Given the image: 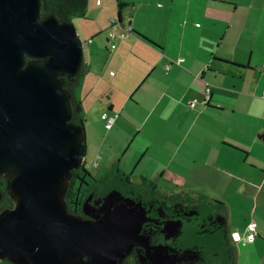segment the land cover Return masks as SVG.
Instances as JSON below:
<instances>
[{"label": "crops", "instance_id": "obj_1", "mask_svg": "<svg viewBox=\"0 0 264 264\" xmlns=\"http://www.w3.org/2000/svg\"><path fill=\"white\" fill-rule=\"evenodd\" d=\"M90 1L85 16L71 20L91 43L79 90L84 160L90 143L94 167L115 162L130 179L143 175L161 190L166 183L168 193L221 201L239 236L235 264H264V4L163 0L151 12L133 0L123 8L130 17L122 9L121 21H108L99 19L101 1ZM114 22L131 31L109 37L120 32ZM102 30L106 53L94 40ZM206 83L210 97L200 104ZM103 112L113 117L108 129Z\"/></svg>", "mask_w": 264, "mask_h": 264}, {"label": "water", "instance_id": "obj_2", "mask_svg": "<svg viewBox=\"0 0 264 264\" xmlns=\"http://www.w3.org/2000/svg\"><path fill=\"white\" fill-rule=\"evenodd\" d=\"M84 56L73 22L41 16V0H0V176L13 206L0 213V255L23 264H118L147 245V219L134 200L105 195L94 218L70 214L63 191L85 158L83 127L69 121L60 75ZM11 173H7V171ZM174 230L179 221H171ZM168 232L167 234H170Z\"/></svg>", "mask_w": 264, "mask_h": 264}, {"label": "trees", "instance_id": "obj_3", "mask_svg": "<svg viewBox=\"0 0 264 264\" xmlns=\"http://www.w3.org/2000/svg\"><path fill=\"white\" fill-rule=\"evenodd\" d=\"M117 7V20L121 21V10L128 4L129 0H115ZM88 0H41V16L45 17L55 14L60 20H72L73 17H84L87 11ZM87 72V67L82 64L80 69L75 74H61L60 78L64 88L66 89L70 104L71 116L69 121L82 126L84 122V113L79 97V90L83 78ZM8 176L3 174L0 176V213L7 208L13 206V196L8 192L7 187ZM103 184L102 188L98 186ZM111 191H116L122 198H128L136 201L142 200L146 203L158 200L165 203H172L180 198V194L168 193L155 184V182L143 175L137 180H131L127 174L112 162L95 172H91L85 166V160L82 164L72 168L69 172L68 180L63 191V200L66 210L72 215H79L87 218L84 215L83 205L85 199L90 193L94 196H103ZM187 202H195V213L198 219H207L215 213L216 210L223 209L224 204L219 200H210L204 194H198L197 197L185 196ZM149 212H147V215ZM151 213V212H150ZM153 214H156L152 210ZM181 220V226L178 233L180 246L191 248H177L180 251H190L191 253H199L201 259H197L193 264H235L236 262V246L231 237V232L224 220L221 221L220 227L208 232L201 231L198 224H191L188 220L177 216ZM232 239V241H231ZM183 249V250H182ZM133 253L131 249L121 261V264H136L135 260H130L129 257ZM0 261L8 264H23L16 263L7 257H2ZM175 264V263H174Z\"/></svg>", "mask_w": 264, "mask_h": 264}, {"label": "rangeland", "instance_id": "obj_4", "mask_svg": "<svg viewBox=\"0 0 264 264\" xmlns=\"http://www.w3.org/2000/svg\"><path fill=\"white\" fill-rule=\"evenodd\" d=\"M101 1V3L97 6L94 1H90V3H92V6H97L96 9L99 8V10H103L104 13L102 14V16L99 17V19L103 20L104 16L105 18L111 19V20H116L117 18V7H116V1L115 0H99ZM129 1H133V0H129ZM135 1H142L140 2L141 7L140 10L144 9V8H148L151 12L154 11V7H155V3L156 1H160L163 2V0H135ZM180 1V0H179ZM227 1H231L236 3L238 6H247L249 4V0H227ZM255 1V3L257 4H264V0H253ZM201 2V3H200ZM210 0H193V5L197 6V5H209ZM252 2V0H251ZM250 2V3H251ZM219 4H223V6H225V4H227L226 2H221ZM228 5H226L227 7ZM94 8V7H93ZM127 10V11H126ZM131 9L128 7L123 9L124 12V17H130L129 15L131 14ZM122 12V10H121ZM128 13L125 14V13ZM107 13H110V16H107ZM139 14V13H138ZM140 17V15H136V18ZM107 19L105 20V22L107 21ZM74 20H77L76 17ZM74 24V23H73ZM75 26V25H74ZM113 27V26H111ZM111 29V28H110ZM105 30H102L99 34H97V36H95L94 40H98L99 43H101V47H99L98 49L100 51H103L106 53V47L109 46V41H106L107 38V34H105ZM105 34V35H104ZM81 35V34H80ZM81 39L83 40V47H84V51L87 54V52H89V48H90V42H87V38L86 36H84L83 34L81 35ZM101 60V58L99 59V61ZM102 63V61H101ZM115 95V93H113V96ZM105 98V97H103ZM99 111V110H98ZM101 111V110H100ZM99 112L97 114V116L99 117ZM102 137H103V133L102 131H100ZM106 136V134L104 135ZM96 145H90V143H88L87 145V149H86V160H85V166L93 173L96 170L100 169L102 167V159L98 160V167H94L92 166L93 163V159L95 156V153L97 152L96 150ZM97 160V158H95ZM7 173H11V171H7ZM138 176V175H136ZM134 176H131V180H134L133 178ZM136 180V179H135ZM160 184V183H158ZM103 184H99L98 186L100 187L99 189H103L102 188ZM160 185H162V189L165 191L166 189H169V185H167L166 183H161ZM163 190L160 189L161 192H163ZM177 194H180V198L174 200L172 203H165L164 201H156L155 203L153 201H150L148 203H145L142 200H136L134 202L140 204V209L143 210L144 212H149L154 210V211H159L160 214V218L162 219H166L168 217H170L171 215H176L179 217H185V215H189L191 213L195 212V202H187L185 200V196H192V197H197V194L195 193H191V192H175ZM166 194H168V192H166ZM105 197V195H101V196H94L93 193H90L89 196L85 199L84 205H83V210H84V215L85 217H89V218H94L96 215V210L98 209V207L100 206L103 198ZM224 210L220 209L216 210L215 213H213L210 217H209V222L211 224H214L215 222L219 221V220H224ZM164 220H162L164 222ZM160 225H158V222H153L150 219H146L140 227V231H142V234L145 235L146 237L149 238V236L151 235V233L153 232V230H157L159 228ZM232 241V239H231ZM232 243L235 245V241H232ZM190 255V254H189ZM2 258V256L0 255V259ZM130 260H135L136 264H170V263H174V262H178L180 264H193L194 261H196L197 257L194 258V255H190L187 256V254H184L183 252H171L168 253L167 255H165V258L162 259H154V258H150L148 256V253H144L142 248L136 246L133 248V253H131V256L129 257ZM122 261V260H121ZM121 261L119 260L118 264H121ZM88 262V258L85 255H80L68 262H66L65 264H87Z\"/></svg>", "mask_w": 264, "mask_h": 264}, {"label": "flooded vegetation", "instance_id": "obj_5", "mask_svg": "<svg viewBox=\"0 0 264 264\" xmlns=\"http://www.w3.org/2000/svg\"><path fill=\"white\" fill-rule=\"evenodd\" d=\"M155 212H156V214H153L152 211L149 210V213H148L149 215H147V212H144V213L147 217V220L150 219L153 222H158V225H160L159 228L157 230H153V232L151 233L149 238L147 237V240H148L147 245L134 244L132 249L134 247L138 246V247L142 248L144 253L147 252L148 256L150 258H154V259L165 258V255H167L168 253H171V252L172 253L173 252H183L184 254H187V256H190V255L193 256L194 255V258L197 257V259H199V258L201 259L202 257L198 252L197 253H191L190 251H187V250L186 251H180L177 249V248L194 247L193 245L188 246V247L180 246L178 233H179L180 226H181V220H179L176 215H174V216L171 215L170 217H168L164 220V219L160 218L161 216L159 214V211H155ZM97 215H98V212L96 211V216ZM209 217L210 216H208L207 219H204V218L198 219L197 214L194 212V213H191L189 215H185V217H181V218L188 220L190 225L194 224V223L198 224L201 228V231L208 232L210 230L219 228L221 221H222V220H219V221L215 222L214 224H211L209 222ZM162 220H164V222ZM175 220L179 221V225L174 230H171V226H172L171 221H175ZM168 232H171V233L167 234ZM140 233L142 234V231H140ZM231 237H232V232H231ZM174 263L180 264L178 262H174ZM174 263H170V264H174Z\"/></svg>", "mask_w": 264, "mask_h": 264}, {"label": "built area", "instance_id": "obj_6", "mask_svg": "<svg viewBox=\"0 0 264 264\" xmlns=\"http://www.w3.org/2000/svg\"><path fill=\"white\" fill-rule=\"evenodd\" d=\"M97 2H99V0H97ZM115 25L120 29V32H118L117 34H115L114 32H112L111 30L108 32V36L109 37H114L116 35L120 36V37H124L127 33H129L131 31V26L128 24V25H124V26H121L120 23L118 22H114ZM88 41H90V39H88ZM210 97V87L208 85V83L205 84V87H204V98L202 100H200V104H206L208 99ZM197 103V100L196 99H192V100H189L188 101V105L190 107H194ZM101 118L104 120V127L106 129H108L111 124H112V120H113V117L112 116H108L105 112H103L101 114ZM255 222L254 221H250L248 222L247 226H246V231H247V239L249 240H252L254 235H255ZM232 239L235 241V240H238L239 239V236L235 234V232H232Z\"/></svg>", "mask_w": 264, "mask_h": 264}]
</instances>
